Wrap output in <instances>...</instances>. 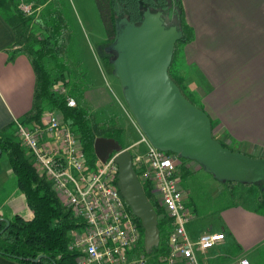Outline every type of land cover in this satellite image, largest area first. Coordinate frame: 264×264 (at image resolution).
<instances>
[{
  "label": "crops",
  "instance_id": "1",
  "mask_svg": "<svg viewBox=\"0 0 264 264\" xmlns=\"http://www.w3.org/2000/svg\"><path fill=\"white\" fill-rule=\"evenodd\" d=\"M182 2L187 22L194 32L193 41L184 47L181 68L189 92L211 118L215 139L233 152L264 159V0ZM15 39L12 28L0 14V137L12 133L2 131L23 120L34 98L36 78L29 59L21 55L13 62L8 61V52L17 49ZM186 163L191 170L198 165L192 161ZM13 177L8 158L1 156L0 196L8 183L13 182ZM214 180L221 184L215 222L201 225L194 212L196 201L187 192L192 207V220L187 227L191 238L198 239L207 232L225 236L216 248L200 254L201 263L221 264L219 248L235 244L241 254L228 264L244 258L250 264H262L264 216L256 212L253 191L248 184H242L247 194L233 193L226 183ZM9 192L6 199L0 201V219L21 216L25 208L29 210L28 216L22 217L31 219L33 213L17 182ZM0 264L22 263L0 256Z\"/></svg>",
  "mask_w": 264,
  "mask_h": 264
},
{
  "label": "trees",
  "instance_id": "2",
  "mask_svg": "<svg viewBox=\"0 0 264 264\" xmlns=\"http://www.w3.org/2000/svg\"><path fill=\"white\" fill-rule=\"evenodd\" d=\"M40 1L0 0V13L16 38L17 49L8 52V61L13 62L18 56L25 55L36 78L32 108L22 123L30 127L39 126L46 111H57L81 138L88 165L93 167L99 162L94 150L95 141L98 138L114 139L127 149L123 142L125 130L119 115L100 119L86 104V95L91 90L90 75L84 69L83 61L73 63L72 35L64 16L55 10L47 12L42 18L45 25L42 24L44 27L42 26L41 33H38L36 29L40 27L38 22L41 20H37L35 12L27 14L20 7L23 3L35 7ZM95 3L106 30V45L114 42L119 24H140L147 13L162 14L165 23L176 25L181 37L175 44L168 73L184 98L204 112L203 107L189 92L185 78L179 71L184 47L194 39L182 0H95ZM59 83L64 84L67 90L65 94L56 91ZM69 97L75 100V107L69 106ZM15 129L16 125L13 124L2 131L6 133L11 130L12 133L0 137V157L8 158L17 186L24 195L33 217L27 220L16 215L9 220L8 227L6 222L0 221V256L22 264H76L77 254L69 250V241L72 231L81 227L82 221L74 216L71 208L63 204L52 182L37 171L28 151L17 138ZM222 145L229 148L226 144ZM186 162L190 161H183L181 168L187 175H192ZM137 175L147 198L159 215L161 243L150 254L162 256L169 250L173 221L156 203L151 185L143 182L138 172ZM225 185L230 192L237 193L242 184L226 182ZM248 186L256 193V212L264 216V183ZM259 186L262 188L258 189ZM134 218L142 234L141 242L145 252L144 230L141 221L135 216ZM40 256L44 257L34 263Z\"/></svg>",
  "mask_w": 264,
  "mask_h": 264
},
{
  "label": "built area",
  "instance_id": "3",
  "mask_svg": "<svg viewBox=\"0 0 264 264\" xmlns=\"http://www.w3.org/2000/svg\"><path fill=\"white\" fill-rule=\"evenodd\" d=\"M55 89L61 94L67 92L62 83ZM68 104L76 106L70 97ZM16 135L40 175L52 182L63 204L82 221L69 241V250L77 254L76 264H202L200 254L225 240L223 234L211 232L195 240L191 238L187 227L192 214L178 171L182 163L174 154L153 146L147 138L142 137L127 150L146 144L145 154H132L134 169L143 182L151 185L156 203L173 221L169 250L158 256L155 263L145 252L138 251L142 234L117 185L118 165L114 160L117 154L106 163L98 160L96 168L91 169L81 138L52 110L43 114L39 126L16 122ZM234 264L250 261L244 258Z\"/></svg>",
  "mask_w": 264,
  "mask_h": 264
},
{
  "label": "water",
  "instance_id": "4",
  "mask_svg": "<svg viewBox=\"0 0 264 264\" xmlns=\"http://www.w3.org/2000/svg\"><path fill=\"white\" fill-rule=\"evenodd\" d=\"M150 14L158 19L157 28L158 25L162 29L168 28L162 14L147 13L144 19ZM142 22L119 24L111 47L117 55L124 53L127 48L130 73L128 85H123V88L141 106L138 116L143 122L140 125L150 143L159 150H171L181 163L186 159L198 164L219 182L245 185L264 183V175H260L264 172V159H253L224 147L214 137L211 118L186 100L171 80L168 70L175 44L181 37L180 30L167 59L162 52L152 49L144 40L130 37V25L140 26ZM94 150L102 163H106L114 153L117 154L114 157L118 165L117 185L131 212L141 221L145 252L150 254L161 243L159 215L147 198L134 169L131 151L124 149L118 141L107 138H98ZM0 221L6 222L7 227L10 225L9 220ZM43 257H38L34 263H38Z\"/></svg>",
  "mask_w": 264,
  "mask_h": 264
},
{
  "label": "rangeland",
  "instance_id": "5",
  "mask_svg": "<svg viewBox=\"0 0 264 264\" xmlns=\"http://www.w3.org/2000/svg\"><path fill=\"white\" fill-rule=\"evenodd\" d=\"M20 7L23 11L30 12L27 14L35 12L37 20H41L38 22L40 27L36 29L38 33H41V27L45 25V20L42 18L47 12L55 10L64 16L72 35L73 63L83 61V67L90 75L91 90L86 95V104L90 106L92 111L100 119L109 118L114 114L120 116L122 126L125 130L123 142L127 148L134 143H139L142 137L148 139V135L141 129L140 122H143V120L138 116L141 111V106L137 101H133L130 95L124 92L123 88V85H128L127 80H129L130 73L127 48H125L124 53L117 55L111 45H106L107 34L95 0H41L40 4L35 7L25 3L21 4ZM156 20H158L156 16L150 14L146 16L140 26L130 25V37L132 39L144 40L152 49L162 52L168 59L171 55L173 44L179 37V29L170 22L167 24L168 28L162 29L159 25L157 28ZM159 43L161 44L160 47L158 46ZM181 68H183L182 61L179 63V71L182 74ZM75 70L77 71L76 68ZM162 149L164 152L173 154L171 150L167 151L164 148ZM131 152L132 154H145L147 152L146 144H139ZM181 167L180 165L178 168L181 186L184 191L190 192L191 199L196 201L197 208L194 211L195 216L199 218L201 225L215 222L217 220L216 211L220 208V200L217 192L221 184L216 182L214 177L204 170L197 172L202 169L199 165L191 170L192 175H187ZM90 168L94 170L96 166H91ZM260 175L263 176L264 172ZM15 184L16 178L13 177V182L8 183L5 192L0 196L1 202L10 194L9 189ZM239 187L238 192L247 194L248 191L241 188L243 185ZM261 188L260 186L258 187V189ZM251 190L253 191L252 195L254 197L256 194L254 193L255 190L252 188ZM190 197L188 196L187 200V207L189 209L191 207L189 205ZM254 206L256 207L255 204ZM2 211L6 213L4 209ZM28 212L29 210L25 208L22 211L23 214H20L21 216L27 217ZM235 238L237 239L236 235ZM230 239L233 242L235 241L233 238ZM142 245L141 242L138 249L139 252H144ZM234 245L219 248L221 255H218V260L221 264H228L241 254L240 250L236 249ZM146 256L153 263L158 258V254H146ZM261 262L264 264V260H261Z\"/></svg>",
  "mask_w": 264,
  "mask_h": 264
},
{
  "label": "flooded vegetation",
  "instance_id": "6",
  "mask_svg": "<svg viewBox=\"0 0 264 264\" xmlns=\"http://www.w3.org/2000/svg\"><path fill=\"white\" fill-rule=\"evenodd\" d=\"M166 24H168V22H167ZM182 161H183V160H182Z\"/></svg>",
  "mask_w": 264,
  "mask_h": 264
}]
</instances>
